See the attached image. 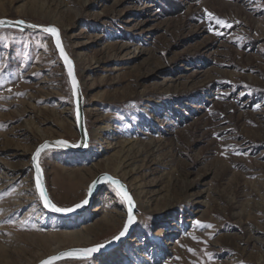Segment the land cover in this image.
I'll return each mask as SVG.
<instances>
[{"label":"rangeland","instance_id":"rangeland-1","mask_svg":"<svg viewBox=\"0 0 264 264\" xmlns=\"http://www.w3.org/2000/svg\"><path fill=\"white\" fill-rule=\"evenodd\" d=\"M0 19L58 27L75 64L88 147L42 152L51 200L75 208L106 174L135 205L119 245L57 264H264V0H0ZM56 140L80 135L53 40L0 30V264L106 244L128 219L109 182L79 214L44 209L31 157ZM129 144L150 154L116 172ZM71 234L87 241L54 240Z\"/></svg>","mask_w":264,"mask_h":264},{"label":"water","instance_id":"water-1","mask_svg":"<svg viewBox=\"0 0 264 264\" xmlns=\"http://www.w3.org/2000/svg\"><path fill=\"white\" fill-rule=\"evenodd\" d=\"M5 20L9 21L10 23L9 24H6L4 26H0V30L8 29V30H16V31H20V32H28V33H33V34H44V35L50 37L53 40V43H54V47L56 49V52H57V54H58V56H59V58H60V60H61V62L63 64V66L65 67L66 72H67V76H68V79H69V84H70V87H71V90H72L71 78L68 75V66L65 63L63 57L61 56L59 49L56 47L55 37H53L50 33H46L44 31L45 28H49V27H54V28L58 29L62 47L64 49V52L68 56L69 60L72 62L73 74H74L75 79L77 81L76 94L73 95V97H74L75 104H76V124H77V130H78L79 135H80V140H79V142L76 145H73V144H71V143H69L67 141H64V142H66L64 145H60L58 142L63 141V140H56V141H51V142H44L41 145H44L46 143L48 144V147L45 150H47V149H61V150H70V151L83 152L88 147V141H89L88 132H87L86 125H85V117H84V98H83V95H82V92H81V87H80L79 80H78L77 75H76L75 64H74L73 60L70 58V56L68 55V53H67V51L65 49V46L63 44V40H62V36H61L60 29L58 27L54 26V25L38 26V25L30 24V23H28L26 21H24L23 24H18L17 23L18 21H23V20H16V21L10 20V19H5ZM41 145H39L37 147V149ZM37 149H36V151H37ZM34 154H33V156H34ZM33 156L31 157V162H32V168H33V171H34L35 180H36L37 179V172H36V166H35L36 165V161L33 160ZM40 168H41V166H40ZM105 176H109V175H106V174L105 175H101L100 177H98L97 179L94 180V182H96L95 187L92 188L91 194H89V190H88V197H87V201L88 202L86 204H83L82 207L75 208V210L72 211V212H54L50 208L45 207L44 206V202L41 199V202L43 204L44 209L46 211L50 212V213H53V214H56V215H64V216H67V215H70V214H79V213H81L86 207H88V205L90 203V200L97 193V191L100 189V187L102 185L106 184V182H108V181H106L104 179ZM41 184H42V187H43V189H44L47 197L50 199V201L52 203H54L51 200V198L49 196V193H48V190L46 188L45 176H44V172H43L42 168H41ZM92 185H93V183L89 186V189H90V187ZM127 207H128V205H127ZM134 208H135V206H134ZM134 208L132 210L133 211V215H134ZM130 229H131V225H130V227L128 229V232L130 231ZM128 232L123 237H120L119 240L113 239L110 242H108L106 244H103L104 247L103 248H100L99 251L96 252V253H94L90 258H95L96 256H98V255H100V254H102V253H104V252H106V251H108L110 249L115 248L128 235ZM77 249H79V248L68 249V250H65V251L58 252L55 255H59L60 253H63V252H71V251H74V250H77ZM55 255H53V256H55ZM51 257L52 256H50V257L42 260L38 264H42L43 261L49 260ZM90 258H88V259H90ZM66 260H86V259L64 258V259H60V260L54 261L53 264H57V263H60V262L66 261Z\"/></svg>","mask_w":264,"mask_h":264},{"label":"snow or ice","instance_id":"snow-or-ice-1","mask_svg":"<svg viewBox=\"0 0 264 264\" xmlns=\"http://www.w3.org/2000/svg\"><path fill=\"white\" fill-rule=\"evenodd\" d=\"M208 18H209V20L214 19V17L212 16L211 13L208 14ZM216 22L220 25H223V26H228V27L231 26V25H228L223 20H217ZM9 23L10 22L5 20V19H0V26H4V25L9 24ZM17 23L23 24L24 21H18ZM44 31L46 33H50L53 37H55L56 47L59 49L61 56L63 57L65 63L68 66V75L71 78L72 93H73V95H75L76 89H77V81H76L75 76L73 74L72 62L69 60L68 56L66 55V53L64 52V49L62 47L58 29H56L54 27H49V28H45ZM216 34L220 35L219 32H217ZM58 143L60 145H64L66 142L60 141ZM47 147H48L47 143L44 145H41L37 149V151L35 152V154L33 156V160L36 161V165H35L36 166V172H37L36 188L40 193V198L43 200L45 207L50 208L54 212H72L75 210V208L82 207L83 204H86L88 202L87 199L82 201L81 204L75 205V208H60V207H57L54 203H52L50 201V199L47 197V195H46V193L42 187V184H41V168H40L39 158L41 156V153ZM104 179L106 181H108L110 184L114 185V191L116 192V194L123 201H125L128 205V209H127L128 219H127L126 223L124 224L123 230L119 233L118 236L113 238V239L119 240L120 237H123L128 232L130 225H132L135 222V217H134L133 211H132L135 205L133 203L132 197L128 194V192L126 191L124 186L118 180H114L110 176H105ZM95 184H96V182H93V185L89 189V194H91L92 188L95 187ZM196 223L198 226L201 225L200 221H197ZM203 226L204 227H211V225H203ZM103 247H104V245L100 244V245H96V246L91 247V248H83V249H77V250H74L71 252H63V253H60L59 255L52 256L49 260L43 261L42 264H53L54 261L64 259V258L88 259L94 253L98 252L100 248H103Z\"/></svg>","mask_w":264,"mask_h":264},{"label":"bare ground","instance_id":"bare-ground-1","mask_svg":"<svg viewBox=\"0 0 264 264\" xmlns=\"http://www.w3.org/2000/svg\"><path fill=\"white\" fill-rule=\"evenodd\" d=\"M122 151L123 152L126 151L125 153H128L129 156L128 157H124V156L121 157L120 154H119L118 157L120 159V164H118V166H115L116 172H119V173H121V170H123V169L127 170L130 166H132L134 164V162L137 159L141 158L143 155L150 154V150L149 151H146V150L135 151L134 145H132V144H129V145L125 146ZM115 157H117V156H115ZM115 157L114 158H110V159H113V160H108L107 164L110 165L111 162H114L115 161ZM126 172H128V171H126ZM130 173L133 174V170L128 172L127 175H129ZM149 202H152V201L149 200ZM112 222H113V225H114V223L118 224V222L112 218L107 223L95 224L93 228L89 229V232L95 233L96 230L102 225L107 227V228H110V227H112V225H111ZM54 240H55L56 243H59L60 246L62 244H65V245H79V244L85 243L87 241L85 236H82V235H79V234H71V235H63V236L62 235H57L56 237H54Z\"/></svg>","mask_w":264,"mask_h":264}]
</instances>
